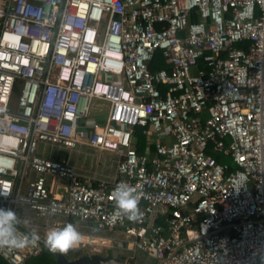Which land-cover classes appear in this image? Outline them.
Instances as JSON below:
<instances>
[{"label":"built area","instance_id":"obj_1","mask_svg":"<svg viewBox=\"0 0 264 264\" xmlns=\"http://www.w3.org/2000/svg\"><path fill=\"white\" fill-rule=\"evenodd\" d=\"M82 147L114 174L79 168ZM122 183L138 221L117 210ZM0 190L41 237L0 249L8 264L67 220L151 264H264V0H0Z\"/></svg>","mask_w":264,"mask_h":264},{"label":"clouds","instance_id":"obj_2","mask_svg":"<svg viewBox=\"0 0 264 264\" xmlns=\"http://www.w3.org/2000/svg\"><path fill=\"white\" fill-rule=\"evenodd\" d=\"M136 190L126 183H122L114 190L113 198L116 202L117 210L130 221H138L142 217V212L138 206ZM0 195L7 197L9 191L0 190ZM26 225L27 220L21 218L12 209H0V249H25L36 247L41 237L36 230L30 233L18 232L21 224ZM84 239L83 234L73 224H66L63 227H53L47 231L44 237V244L52 253H67L80 246Z\"/></svg>","mask_w":264,"mask_h":264},{"label":"rangeland","instance_id":"obj_3","mask_svg":"<svg viewBox=\"0 0 264 264\" xmlns=\"http://www.w3.org/2000/svg\"><path fill=\"white\" fill-rule=\"evenodd\" d=\"M194 72V70H192ZM108 111V104L103 101H99L93 99L90 102V109L88 113V117L90 120L95 121L96 123H103L106 119ZM85 154H87L85 156ZM99 153L96 150L89 149L82 147L81 154L79 159L77 160L76 164L79 168L84 166L85 170L91 169V171H97L98 174H102L104 177L108 175H113L114 169L116 166V156L110 153H102L101 158L98 161L97 157ZM76 154L73 153L71 157V163L75 164ZM102 172V173H101ZM67 224H73L77 227V229L83 234L84 239L91 238L86 242H81L80 246L76 249L70 250L67 253H63L65 256H69L70 260H73L77 255H92V254H99L102 256L111 255L118 258H124L128 261V264H151V259L143 252L136 251L134 254L131 251H121L119 250V246L114 245L113 248L105 247L104 245L100 244V242L96 241L95 238L110 239L114 237V234L111 232L105 231H98L94 230L93 232L86 227L84 223H78L76 221L67 220ZM53 226V225H52ZM59 227H63L59 225ZM116 237L118 239L125 238L123 235L117 234ZM85 241V240H83ZM93 241V242H92ZM103 248V249H100ZM76 259V258H75Z\"/></svg>","mask_w":264,"mask_h":264},{"label":"trees","instance_id":"obj_4","mask_svg":"<svg viewBox=\"0 0 264 264\" xmlns=\"http://www.w3.org/2000/svg\"><path fill=\"white\" fill-rule=\"evenodd\" d=\"M198 65L201 67L202 63L199 62ZM168 63L165 59L162 58L160 53L155 55L154 60L150 63V68L155 71L157 69L165 68L168 69ZM136 136L138 137L137 149L139 152H142L145 147V137L142 134V129L136 130ZM208 154L215 158L218 163H228L234 169L230 158L223 156L218 152H213L212 150H208ZM80 255L75 256V258L79 257ZM54 253L50 252L47 248H44L40 255L34 258L28 259L24 264H55L54 260ZM69 260V256H66ZM73 258V259H75ZM0 264H8L3 259L0 258Z\"/></svg>","mask_w":264,"mask_h":264},{"label":"water","instance_id":"obj_5","mask_svg":"<svg viewBox=\"0 0 264 264\" xmlns=\"http://www.w3.org/2000/svg\"><path fill=\"white\" fill-rule=\"evenodd\" d=\"M55 264H125V262L111 255L102 256L99 254H84L76 259L69 260L64 254L54 253Z\"/></svg>","mask_w":264,"mask_h":264},{"label":"crops","instance_id":"obj_6","mask_svg":"<svg viewBox=\"0 0 264 264\" xmlns=\"http://www.w3.org/2000/svg\"><path fill=\"white\" fill-rule=\"evenodd\" d=\"M102 173V172H101ZM114 174V173H113ZM62 226V225H61ZM102 239H99V238H95V240L96 241H98V242H100V244H104L105 243V241H104V238L103 237H101ZM89 240L91 239V238H88ZM88 239H83V240H85V241H83L82 240V242H86V240L88 241ZM93 242V241H92ZM100 249H103V248H100Z\"/></svg>","mask_w":264,"mask_h":264},{"label":"bare ground","instance_id":"obj_7","mask_svg":"<svg viewBox=\"0 0 264 264\" xmlns=\"http://www.w3.org/2000/svg\"><path fill=\"white\" fill-rule=\"evenodd\" d=\"M51 225H54V224H51Z\"/></svg>","mask_w":264,"mask_h":264}]
</instances>
